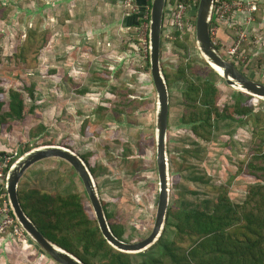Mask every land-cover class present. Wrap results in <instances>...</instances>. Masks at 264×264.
Returning a JSON list of instances; mask_svg holds the SVG:
<instances>
[{"label":"rangeland","instance_id":"obj_1","mask_svg":"<svg viewBox=\"0 0 264 264\" xmlns=\"http://www.w3.org/2000/svg\"><path fill=\"white\" fill-rule=\"evenodd\" d=\"M144 2L147 0L139 10L148 8ZM123 12L121 0H0V86L6 91L21 90L27 103L24 120L10 128L0 127V154H6L0 156V164L8 174L35 148L56 145L72 149L88 160L100 198L114 215L109 225L126 229L124 241L139 242L153 230L159 200L158 96L151 69H147L149 56L138 43L140 34L133 27L119 29ZM234 37L233 33L231 40ZM174 46L162 48L161 66L168 76H173L181 51L175 54ZM20 51L26 52V62L16 57ZM35 51L40 55L34 58ZM197 51L203 58L198 47ZM256 58H251L247 69L242 65L239 69L264 83V62ZM217 84L221 105L232 103L238 90L226 82L218 80ZM171 85L167 133L170 206L183 200L197 205L214 201L218 190H229L234 203L244 202L251 180L238 174L250 158L252 123L239 128L238 124L234 128L222 124L211 141L197 140L182 123L184 86ZM30 89L36 101L29 98ZM252 97L255 112L264 110V101ZM101 106L105 109L100 110ZM40 125L46 130L33 139L30 132H38ZM201 178L212 182L201 183ZM215 184H220L218 190ZM23 189L63 196L78 193L95 216L81 179L61 159H46L29 168L19 184V190ZM2 193L0 189V197ZM166 234L174 238L170 230ZM0 264L58 263L26 232L15 237L8 229L0 234Z\"/></svg>","mask_w":264,"mask_h":264},{"label":"trees","instance_id":"obj_2","mask_svg":"<svg viewBox=\"0 0 264 264\" xmlns=\"http://www.w3.org/2000/svg\"><path fill=\"white\" fill-rule=\"evenodd\" d=\"M138 2L143 5V0ZM173 3L174 0H171L168 6ZM263 3L264 0L259 2L260 9ZM147 6L151 10L152 0H148ZM142 11L143 7L139 14L129 18L130 26L127 27L137 31ZM261 12L256 14L257 20L262 19ZM126 13L129 14V10ZM225 32L229 36L227 46H230L233 30ZM175 37L176 40L169 42V46L175 45V54L177 50L181 51L175 61L174 74L168 76L165 69L163 72L169 88L172 83L184 86L182 123L191 136L211 141L222 124L229 128L236 127V124L238 128L249 123L253 125L250 158L241 165L238 174L251 180L246 198L242 203H234L229 190L220 192L217 188L220 184H215L214 189L219 192L217 199L204 200L199 205L186 200L179 205L173 204L169 207L165 232L160 240L144 253L126 254L108 244L96 217L85 208L80 194L63 196L39 189L19 190L23 210L38 229L48 240L79 258L83 264H264V110L255 112L254 98L240 91L236 92L232 103L221 105L222 95L217 83L218 80L225 81L197 54L194 32L186 29L183 33H176ZM217 48L224 53L219 45ZM244 51L248 56L246 69L251 58L260 57L264 62V50L253 54L246 45ZM25 54V51H20L16 57L26 62L28 56L26 54L25 57ZM33 54H36L34 58L40 55L39 51ZM2 60L0 48V64ZM234 63L238 69L241 67V64ZM147 69L150 70L149 60ZM28 95L36 101L34 91L28 90ZM127 103L132 104L133 101L128 100ZM119 104L124 105V102ZM99 109L105 108L101 106ZM115 111L123 113L121 109ZM26 114L27 103L22 91L14 88L6 91L0 86V127L10 128L14 122L24 120ZM117 116L113 115L115 119ZM45 130L44 125H40L39 131H31L30 135L36 139ZM82 158L88 163L86 157ZM200 182L210 184L212 180L201 178ZM3 193H7L5 188ZM193 194L196 195V192ZM103 206L110 222L114 215L104 203ZM110 225L115 236L124 240L126 229L118 224ZM169 230L174 235L173 239L167 237Z\"/></svg>","mask_w":264,"mask_h":264},{"label":"water","instance_id":"obj_3","mask_svg":"<svg viewBox=\"0 0 264 264\" xmlns=\"http://www.w3.org/2000/svg\"><path fill=\"white\" fill-rule=\"evenodd\" d=\"M216 0H200L196 21V45L203 59L231 87L264 101V83L250 79L227 59L217 48L211 37V21ZM168 0H152L151 23L149 31V61L151 76L158 96L156 120L157 167L159 174V200L156 219L151 234L139 242H126L113 233L100 198L96 182L85 160L70 148L56 145L35 148L25 154L10 169L6 191L13 214L29 237L58 264H83L82 261L48 240L23 210L19 199V184L25 172L33 165L51 158L69 163L81 179L90 203L92 204L100 231L109 245L119 252L139 254L148 251L162 237L171 201L170 169L167 152V133L169 127V88L163 73L162 45L165 12Z\"/></svg>","mask_w":264,"mask_h":264},{"label":"built area","instance_id":"obj_4","mask_svg":"<svg viewBox=\"0 0 264 264\" xmlns=\"http://www.w3.org/2000/svg\"><path fill=\"white\" fill-rule=\"evenodd\" d=\"M263 0H216L213 9L211 21V37L216 45L221 47L219 34L221 29L233 30L235 39L230 46L224 49L223 55L232 62H237L245 66L248 62V56L244 47L252 46L251 51L256 50L257 44L264 46V38H255L259 32L257 26L256 14L260 12L259 2ZM148 2V0H147ZM146 2V5H147ZM123 6L126 11L129 9L130 15L139 14V5L136 0H123ZM171 0H168L165 12L163 39L169 42L176 40V33H183L186 29L192 30L196 34L197 12L200 0H174V3L168 6ZM137 32L140 34V41L145 53L149 56L150 40L149 31L151 23V10L144 8L142 16L138 17ZM130 27L127 28V31ZM256 42V44H255ZM255 47V48H253ZM168 48L170 46L168 45ZM254 49V50H253ZM0 164V189H6L7 176ZM4 186V187H3ZM10 229L15 237L23 236L25 230L15 218L7 194L0 197V234L6 233Z\"/></svg>","mask_w":264,"mask_h":264},{"label":"crops","instance_id":"obj_5","mask_svg":"<svg viewBox=\"0 0 264 264\" xmlns=\"http://www.w3.org/2000/svg\"><path fill=\"white\" fill-rule=\"evenodd\" d=\"M120 1V0H119ZM138 1V0H137ZM123 2V0H121V5L123 4L122 3ZM144 4H146L145 2H144ZM140 6V5H139ZM141 7V6H140ZM263 7V8H262ZM261 7V9H262V12H261V10H260V12H261V14H260V16H262V19L261 20H257L258 22H257V26L259 27V32L256 34V36H255V38H253V39H259V38H261V37H263L264 38V3H263V6ZM132 16L130 15V14H127L126 12L124 13L123 12V19L121 20V21H119V25H120V31L121 30H124L125 28L127 29V28H129V27H127V26H130L129 24H130V20H129V18H131ZM127 31V30H126ZM225 31H228V29H221V31H220V34H219V38L222 40V42L223 43H225V44H227L228 43V39H229V36H228V34H226V32ZM226 34V35H225ZM227 38V39H226ZM255 44H256V42H255ZM257 47H260L259 49H257L256 48V50L255 51H251V53H253V54H259L262 50H264V48H261V46L260 45H258L257 44ZM255 48V47H254ZM254 50V49H253Z\"/></svg>","mask_w":264,"mask_h":264},{"label":"flooded vegetation","instance_id":"obj_6","mask_svg":"<svg viewBox=\"0 0 264 264\" xmlns=\"http://www.w3.org/2000/svg\"><path fill=\"white\" fill-rule=\"evenodd\" d=\"M219 41L221 42V50L224 51V49L227 48L228 46H227V44L223 43L222 40H219ZM166 43H167V41L165 42V48H168L169 44L168 43L166 44ZM170 48H172V47H170Z\"/></svg>","mask_w":264,"mask_h":264}]
</instances>
